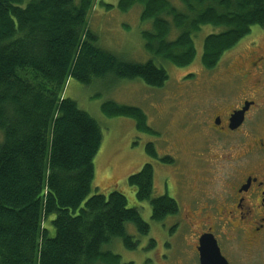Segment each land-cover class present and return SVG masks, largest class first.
Masks as SVG:
<instances>
[{
    "label": "trees",
    "instance_id": "1",
    "mask_svg": "<svg viewBox=\"0 0 264 264\" xmlns=\"http://www.w3.org/2000/svg\"><path fill=\"white\" fill-rule=\"evenodd\" d=\"M179 1L184 7L170 0H119L121 11L140 4L141 20L152 21L142 36L159 63H138L98 45L88 27L95 0H0V264H134L103 247L120 238L135 249L127 224L141 234L150 225L128 207L123 192L91 195L103 130L65 91L70 79L89 85L109 76L163 87L169 74L160 60L190 65L203 26L224 29L204 39L201 60L208 70L264 26V0ZM173 30L178 36L172 40ZM102 108L153 132L138 107L108 101ZM147 150L158 158L153 143ZM154 182L150 163L128 178L137 199L150 202L152 218L163 221L180 206L169 195L153 197Z\"/></svg>",
    "mask_w": 264,
    "mask_h": 264
},
{
    "label": "rangeland",
    "instance_id": "2",
    "mask_svg": "<svg viewBox=\"0 0 264 264\" xmlns=\"http://www.w3.org/2000/svg\"><path fill=\"white\" fill-rule=\"evenodd\" d=\"M170 1L178 8L184 7L179 0ZM118 2H94L88 17V27L97 36L98 45L125 61L146 63L153 60L159 63V59L145 49L146 41L142 33L151 31L153 27L152 21L141 20L142 5L136 4L128 12H123ZM257 29L260 27H254L252 33L238 45L249 40ZM223 30L206 25L196 33L194 41L197 56L188 66L177 67L160 60L169 74L163 87H151L141 78L118 79L113 76L97 79L89 85L74 79H70L67 84L65 96L75 100L81 109L91 114L103 130L102 146L94 160L95 178L91 195H108L113 190L123 192L128 207L137 208L150 225L149 233L141 234L134 224H127V232L138 241L135 249L127 248L120 238L103 247L105 251L120 255L124 263L198 264L194 245L195 230L201 225L200 219L191 226L181 221L180 213L163 221L154 220L150 202L137 199L136 190L129 185L128 178L138 173L145 164H152L155 179L153 197L169 193L179 202L183 211L181 216L188 212L194 200L201 206L207 197H218L227 191L233 171L226 162L229 157L228 144L217 143L213 139L216 136L214 133L204 139L202 136L207 133H198L201 128L192 116L199 109L215 103L218 95H227L228 87L224 85L228 78L226 65L233 62V56L229 55L230 52L226 53L213 70L206 69L201 60L206 36ZM177 36L178 31L173 30L170 39ZM222 73L226 74L225 78ZM231 96L233 99V94ZM108 101L142 109L153 132L140 131L133 118L108 116L102 108ZM149 143L154 144L158 158L149 154ZM195 154H205L208 162L202 167ZM167 156L175 159V163L163 162L162 159ZM175 169H180L181 174L187 173L195 193L190 191V186H183V190L178 185L179 177ZM196 170L201 171L200 174ZM200 177L201 181L206 179L208 183L199 182ZM199 186L201 190L197 193ZM230 251L241 264H264V248L247 251L234 245Z\"/></svg>",
    "mask_w": 264,
    "mask_h": 264
},
{
    "label": "flooded vegetation",
    "instance_id": "3",
    "mask_svg": "<svg viewBox=\"0 0 264 264\" xmlns=\"http://www.w3.org/2000/svg\"><path fill=\"white\" fill-rule=\"evenodd\" d=\"M229 52L233 62L226 65L228 78L224 85L228 87L227 95H218L215 103L192 115L201 128L198 133H207L202 136L204 139L214 133L213 139L217 143L228 144L226 162L233 169L227 191L218 197H207L201 206L194 200L195 196L192 197L197 204L191 203L188 212L182 216L180 209V219L184 224L195 225L194 221L200 219L194 245L198 264L201 238L205 234H213L229 264H241L238 257L230 253L234 245L247 251L264 248V26ZM224 75L222 73L223 78ZM238 112H243L242 122L235 126L233 115ZM196 155L203 167L208 162L207 156ZM167 158L168 164L175 163L172 157ZM175 171L179 177L178 185L182 189L190 186V191L195 193L187 173H179L180 169ZM196 171L198 174L201 172ZM201 182L208 183L206 179ZM199 190L200 186L197 193ZM167 195L174 198L169 193Z\"/></svg>",
    "mask_w": 264,
    "mask_h": 264
},
{
    "label": "water",
    "instance_id": "4",
    "mask_svg": "<svg viewBox=\"0 0 264 264\" xmlns=\"http://www.w3.org/2000/svg\"><path fill=\"white\" fill-rule=\"evenodd\" d=\"M241 114L238 112L233 115L235 126H239L242 122ZM200 264H229L227 259L221 254V250L213 234H205L201 238Z\"/></svg>",
    "mask_w": 264,
    "mask_h": 264
}]
</instances>
